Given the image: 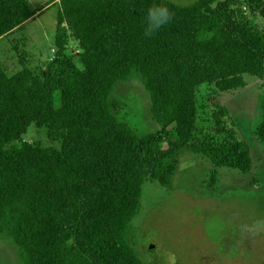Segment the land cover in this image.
Here are the masks:
<instances>
[{"label": "trees", "instance_id": "16d2710c", "mask_svg": "<svg viewBox=\"0 0 264 264\" xmlns=\"http://www.w3.org/2000/svg\"><path fill=\"white\" fill-rule=\"evenodd\" d=\"M236 2L264 20V0H60L54 58L39 74L0 65V234L21 264H147L130 237L145 182L171 188L184 149L250 171L227 109L200 91L264 77V37L234 13ZM154 3L173 16L146 38ZM34 14L28 0H0V37ZM68 32L81 42L76 54L65 52ZM134 71L158 132L139 136L119 119L114 89ZM30 124L59 146L24 141ZM257 136L264 145V104Z\"/></svg>", "mask_w": 264, "mask_h": 264}, {"label": "rangeland", "instance_id": "374dc122", "mask_svg": "<svg viewBox=\"0 0 264 264\" xmlns=\"http://www.w3.org/2000/svg\"><path fill=\"white\" fill-rule=\"evenodd\" d=\"M35 14L0 41V65L11 75L24 66L39 74L51 61L60 0H28ZM188 4L196 0H172ZM231 9L264 37V20L240 3ZM65 26V24L63 25ZM69 36L70 33L68 32ZM80 41L68 39V55L81 51ZM244 86L219 92L202 86V97H213L228 112L227 122L250 150V171L218 167L207 156L188 149L178 154V171L171 188L145 182L139 210L132 218V249L147 264H264V145L257 136L264 104V77L243 75ZM113 97L124 104L119 119L139 135L160 131L151 113L144 79L134 71L118 82ZM59 105V94H55ZM55 146L43 128L30 124L22 138ZM0 264H21L17 246L0 234Z\"/></svg>", "mask_w": 264, "mask_h": 264}, {"label": "clouds", "instance_id": "9594fccd", "mask_svg": "<svg viewBox=\"0 0 264 264\" xmlns=\"http://www.w3.org/2000/svg\"><path fill=\"white\" fill-rule=\"evenodd\" d=\"M173 16L172 11L166 3L152 4L145 16L144 35L151 37L157 30L167 24Z\"/></svg>", "mask_w": 264, "mask_h": 264}, {"label": "crops", "instance_id": "0c3cea01", "mask_svg": "<svg viewBox=\"0 0 264 264\" xmlns=\"http://www.w3.org/2000/svg\"><path fill=\"white\" fill-rule=\"evenodd\" d=\"M24 23H26V22H24ZM24 23H23L22 25H24ZM22 25H20V26H18L17 28L11 30V31H10L9 33H7L6 35L1 36V37H0V41L4 40L8 35H10L11 33H13L15 30H17L18 28H20Z\"/></svg>", "mask_w": 264, "mask_h": 264}, {"label": "built area", "instance_id": "2783aa9c", "mask_svg": "<svg viewBox=\"0 0 264 264\" xmlns=\"http://www.w3.org/2000/svg\"><path fill=\"white\" fill-rule=\"evenodd\" d=\"M52 53H53L52 56H50V58H49L50 60H52L54 58V53H55L54 49H52Z\"/></svg>", "mask_w": 264, "mask_h": 264}]
</instances>
